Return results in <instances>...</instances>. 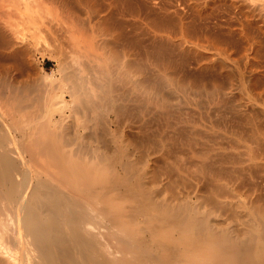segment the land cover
<instances>
[{"label": "bare ground", "instance_id": "6f19581e", "mask_svg": "<svg viewBox=\"0 0 264 264\" xmlns=\"http://www.w3.org/2000/svg\"><path fill=\"white\" fill-rule=\"evenodd\" d=\"M55 1L59 2L63 10L65 9L67 21L68 19L73 22L76 20V22L79 21L84 24L87 20L90 24L97 23L101 25L110 19L111 14H113L110 11L112 7L120 8L126 14L140 17L143 4L142 0H111L109 4L107 3L108 5L104 3L108 6L105 9L97 4L98 0H76L78 5H83L85 7L83 9L87 10H84L86 14L83 17L75 14L76 10L72 11L74 6L70 5L69 7L72 10H69L67 1ZM186 1H188L187 4L189 3L197 8L196 10L201 16L205 12L207 13L215 2H219V0H204L202 6L201 0ZM225 1H230L231 5L246 20L251 19L254 6L259 5V8L257 7L259 10L260 7L264 8V1H259L260 4L256 0ZM31 2V0H22L21 6H23V9H21V6L19 7L22 10V12L20 10L21 13L16 12L19 8H16L17 10L15 7L13 8L17 15L18 13L21 14L19 20L23 22L20 23L25 24L24 28L28 32L26 31L24 34L28 33L27 36L29 37L27 38L30 40L42 31L40 25L45 23L43 21L45 18L42 20V16L39 17L38 15L37 17L33 14L35 9L32 10L31 7L34 2ZM9 13L12 14L13 12L9 11ZM7 16L12 19V16ZM171 21L173 22V20ZM5 24V21H3V25ZM13 25L11 24V27ZM16 26L13 27L17 28ZM99 27L102 26L99 25ZM8 29L10 31V28ZM1 30L0 36H3V39H0V41L7 39L9 35L7 33L8 35L5 38L4 31L6 29H3V33ZM66 30L71 32V36L75 33V29H71L70 26ZM54 31L56 30L54 29ZM13 32L11 34L14 35ZM112 32L107 29L104 30L103 34L111 36L113 33L115 34L116 30ZM120 32L116 34H120ZM83 33L81 32V35ZM74 37L75 41L78 42L87 41L86 37L80 36L79 33ZM32 41L29 42V46H26L27 43L23 44L22 41L20 46H16L13 38L10 50L9 48L6 49L11 54H18L15 57L19 56L20 59L19 57L18 59L21 60L23 59L21 53L24 52V49L26 47L32 49L30 47ZM8 42L9 40H7ZM90 43L87 44V50H91ZM83 47L86 48V46ZM33 49L35 50V48ZM1 51L3 52V50ZM9 52L5 53L10 55ZM14 55L12 56L14 57ZM12 56L10 55V57ZM128 63V61H125L123 66L126 67ZM13 68L15 69V67ZM125 70L129 72L127 69ZM122 71L121 75L118 73L121 77L124 74ZM6 74L8 75L7 70ZM67 75L60 79L62 81L57 82L54 80L56 83L52 81L53 84L49 82L50 86H46L47 88H44L43 93H40L41 95H36L37 98L30 97L28 92L27 94L21 91L23 94H19L20 90L14 87L18 89L15 91L12 86L11 89L6 87L9 96L1 90L2 88L0 89V264H264V208H262L264 205L258 206L259 204H256L258 206L255 205L256 211L251 209L254 208V204L251 207L249 205L251 200L247 203V201L240 198L241 191H239L238 185H235L236 183H230L232 180L229 182L227 180L214 181L213 186L209 187L213 194L210 195L209 192H206L209 193L207 195L198 187L199 185L193 186L192 183V186L187 185L188 181L186 185L185 183L183 185L184 181L181 177H178L179 182L180 179L183 181H181L182 186H180L182 190L176 191L174 190L175 178H171L169 172H164L158 166V161L163 159V162H165L168 159L166 157H169L167 155L166 159L163 158L166 155L164 148L166 144L168 145L167 142L172 140V138L167 137L168 135L166 136L165 128L174 127L171 121L174 109L177 110L178 107H181L180 99L177 96L181 94L184 97V87L186 85L183 89L181 86H173V83L169 81V87L172 85L176 88L171 87L172 89H169L166 87L169 77L167 78L165 75H163L162 82L161 79L157 81L164 84L158 83L159 86L161 85L163 88L165 86L164 90L169 89L174 96L176 95L175 92L178 93V90L183 89L181 91H184V95L183 92H179L180 94L176 95L177 100L174 99L179 101L173 103L174 101H167L158 95L156 90L160 94L161 87L160 89L150 90L147 88L148 85L146 86L142 79L138 77L140 74L134 75L137 77L133 81V87H138L135 90H138V96L141 94V97L139 96L141 99H137V104L133 103L135 104L133 108H127L126 105L123 107L115 99L112 102L109 101L111 104L109 108H106L105 114H99L93 119L88 116L89 119L80 120L81 116L78 115L81 112L84 113L83 105L89 102V98L84 100L83 94L86 92L84 95L87 97L89 93L84 87L86 91L81 92L83 94L79 97L80 93L78 91L83 90V85H81L83 83H78L79 86L81 85L78 90V88L76 89V86L78 87L77 80L79 79L76 77L78 76H75L77 80L73 77L76 80L74 81L71 78L72 76L68 77ZM47 76L49 75L47 74ZM110 76L112 75L110 74ZM117 77L115 76V78ZM129 77L131 81V76ZM9 78L12 77L9 76ZM81 78L80 80H83ZM8 79H6L7 82L10 80ZM111 80H108V82L112 83ZM125 80H127V76ZM165 81L166 83H164ZM72 82H75V84ZM242 88L245 87L242 86ZM115 90H111L112 93H115ZM191 91L193 94L194 90ZM67 95L70 99L67 98ZM187 95L186 97L189 98ZM107 96H110V93H107ZM81 98L83 99L82 103ZM183 99H181L182 103L186 101V99ZM237 99L239 98L237 97ZM86 105L85 108L89 107V104ZM185 105H189V103ZM122 112L127 113L126 116L121 117ZM153 120L156 121L154 129L151 128L150 124L153 123ZM89 121L92 122H90V125ZM90 128L93 129L94 134L91 133L92 137L95 135L96 146L89 144L88 148L83 146L84 149L82 148L84 143L82 141V137H84L83 130ZM131 129L135 130L136 135H133L132 132H130L131 135L126 133V130ZM119 131L122 134L121 136ZM87 132L86 135L90 133ZM91 133L88 137H91ZM91 139L93 141V138ZM167 148L172 147L167 146ZM163 150L164 156L161 157V160H158L163 155ZM248 160L252 164L254 157L249 155L247 162H250ZM109 162L110 164H107ZM194 179L192 178L191 181ZM177 184L175 186L178 187L179 184ZM253 190L252 192L255 193V190Z\"/></svg>", "mask_w": 264, "mask_h": 264}, {"label": "rangeland", "instance_id": "374dc122", "mask_svg": "<svg viewBox=\"0 0 264 264\" xmlns=\"http://www.w3.org/2000/svg\"><path fill=\"white\" fill-rule=\"evenodd\" d=\"M31 1V3L34 2L31 7L32 10L35 9L33 11V14L37 17L38 15L39 17L42 16V20L43 18H45V20H43L45 23L40 25L42 31L38 33V35L36 36L37 38L35 37L34 39L30 40L29 38H27L29 37L27 36L28 33L24 34V32H28V30L24 28L25 24H21L23 21L21 22V20H19L21 19V9H23V6H21L22 0H0V14L3 15H1L2 17L0 16V29H2V33L3 29H6L4 31L5 38L8 35L7 33H9L7 39L1 40L2 42L0 41L2 45L0 46L4 48L2 49L0 47V62H2V66L0 65V84H2L0 85V89L2 88L1 90L5 94H7V96H9L7 90L9 87V89H11L12 86V89L16 87L20 90V92L17 91L19 94L28 92L30 97L34 96V98H37V96H39L41 92L43 93L44 88H47L46 86H50L49 82L52 83V81L54 80L58 82L64 77V75L67 74H69L67 75L68 77L72 76L71 78H75V76H78L76 77L79 78L78 80L75 78L78 81V87L76 86V89L78 88L79 90L81 88V85H83V90L78 91L80 93L79 97L86 91L84 90V87L89 93V96L87 97L84 95L86 94V92L83 94L84 100H88L89 98V102L87 101L89 107H86V110L85 105L87 103L84 101V103L86 104L83 103L84 105H82L84 106L85 111L84 113H79L78 116H81L80 120H85V118L89 119L91 117V119H93V117H97L99 114H105L107 111L106 108H109L111 102L115 99H117V102L120 105H122L123 107H125L124 105H126L128 106L127 108L130 109L133 108V105L137 104V99L141 97V94L139 95V97V92H137L138 90H135L138 87H133V81L137 77H135L134 75L140 74L141 76L139 75L138 77L142 79L143 83L146 84V86L148 85L147 88L150 90L160 89L161 85H164L161 84V82L163 81V75H165V77L167 76V78L169 77V79H171L169 80L166 78L168 80H166L167 83L170 81V83L172 82V85L175 87L181 86L183 88L186 85V87H184L185 89L183 88L185 91V95L184 91H181L183 89H177L178 93L183 92L182 94L185 98L182 97L180 93L179 94L181 96L177 92H175L176 95H179L177 97L178 99H180V101H178L181 102V107H178L177 110L174 109V114L171 118L174 127L169 126L168 128L166 127L167 129L165 128L166 136L168 135L167 137H170L169 139L172 138L174 142L172 140L167 142L168 145L166 144V147L164 148L166 155L164 156L163 150V155L160 156L158 160H161V157L163 156L164 159H168H166L165 162H163V159L161 161H158L159 163L157 162L161 170L167 173L169 172L171 178H175L174 190H182V187H180L182 186L181 183L184 181L183 185L184 183L186 185L188 181L187 185H191V183L193 186L199 185L198 187H200L202 191H204L205 193L209 192L211 195L213 193L212 191H210L209 187L213 186L212 184L214 183V181L227 180L229 182L230 180H232L230 181V183H236L235 185H238L239 191H241L240 198L244 201H247V203L251 200V202H249V205H251V207L254 204V208L251 209L256 211V204H259L258 206L264 205V201H261L264 200V166H262L264 165L262 164L264 163V10H262L264 8L260 7V10H262L260 12V10L258 9L259 5L257 6L258 8L254 6L255 11L252 9L254 13L251 16L250 21L249 19L246 20L244 16L234 6L231 5L232 3L230 1L225 0H221L223 2H221L220 0L219 2H215L212 8L207 11V13L205 12L206 14H202V16L199 15V12L196 10L197 8H194L189 3L187 4L188 1L186 0H142L143 4L141 9L142 11L140 10V17L138 15L133 16L132 14H126L125 12H122L120 8L112 7L110 11L113 14H111L110 12V19L105 21L104 23H102L103 25H101L94 22V24H90L87 22V20L84 22V24H81V22L79 21L76 22V20H74L73 22L68 19L67 21V18L65 17L67 16V13L66 11H64L65 9L63 10L58 1ZM65 1L68 2L67 6L69 10H72L69 7L70 5L72 7L74 6V10L72 11L76 10L75 14L85 16L87 10L83 9L85 8L83 5H78L76 0H71V2L70 0ZM100 1L101 0H98L97 3L100 7L108 8L107 5L111 0ZM256 1L261 2L264 0ZM184 2L186 3L184 4ZM203 2L204 0H201L200 2L202 6ZM73 3L74 5H72ZM104 3L108 4L105 5ZM254 3L255 5H257L256 2ZM10 5L13 7H11ZM20 6L21 9L19 8ZM39 6L41 8H38ZM14 7L15 9L19 8V11L16 9V12H20L21 10L18 15L16 14L15 9H13ZM42 9L46 10L43 11ZM9 11L13 13L11 14L9 13ZM35 11L37 12L35 13ZM118 11H121L122 13H119ZM7 15L12 16V19ZM43 15H45L46 17ZM171 20H173V22ZM3 21H5V25H3ZM121 21L123 23V26L121 24ZM246 23L248 24V27L246 26ZM11 24H14L13 26H16L17 24V28L13 26L11 27ZM249 24L251 25L249 26ZM2 25L3 27H5L3 28ZM99 25L102 27H99ZM69 26L71 27V29H75V33L72 35L73 37L71 36V32L69 30H66L67 27L69 28ZM8 28H10V31ZM11 28L14 29V32L13 29L11 31ZM22 28L23 30L25 29V31H23ZM54 29L56 31H54ZM107 29L109 32H112L115 29L116 32L115 30L113 31L115 32V34L119 31L121 32L120 34L116 35L112 32L113 34L111 36H105L103 32ZM247 30L250 32H248ZM15 31H17L16 33L18 35L15 33ZM12 32L14 33V35L11 34ZM81 32L84 33L81 35ZM78 33L80 36L84 38L86 37L85 39L87 41H75L76 39L74 36L78 35ZM21 34L22 36H20ZM240 37L242 40L240 39ZM9 38L12 40H10ZM13 38L15 42L13 43L16 46H20L22 44L21 41L23 42V44L27 43L28 45L26 46H29V42L33 40V43H30V47H32V49L25 46V53H21V58H23L21 60H19V56V59L18 57H15L18 54L14 55L9 52ZM0 39H3V36ZM7 40H9L8 43ZM88 42H92L90 43V45L92 46L90 48L91 50H87V44H89ZM83 46H86V48H84ZM6 48H9V50ZM33 48H35V50ZM1 50H3V52ZM4 51L6 53L9 52L11 56L14 55L16 59L12 56L15 59L14 60ZM20 61L22 62L20 63ZM125 61L129 62L126 67L123 66ZM61 65H64V70ZM12 66L15 67V69ZM9 68L11 69L9 70ZM61 68L63 71L61 70ZM125 69H127L129 72H126ZM6 70L8 71V75L12 78H9V76L6 74ZM121 71L122 73L124 72L122 77L119 76V74L121 75ZM47 74L50 76L51 80L49 79V76H47ZM110 74L113 77L110 76ZM115 76L118 77L115 78ZM126 76L127 80L129 79V81L125 80ZM129 76H131V81ZM74 78L73 80L76 81ZM80 78L83 80H80ZM121 78H124V81ZM6 79H8L9 82H7ZM160 79L161 82H157L160 81ZM108 80H111L113 82H108ZM55 81L54 83H56ZM166 81L164 83H166ZM214 82L216 83L214 84ZM240 82H243L244 85ZM78 83L83 84L79 86ZM158 83L161 85L159 86ZM73 84H75V82ZM156 84H158V87L156 86ZM172 85L170 86L172 87ZM242 86L245 88H242ZM6 87L8 88L6 89ZM110 87L115 88L112 89ZM166 87L169 89L175 88L169 87V83L166 85ZM16 88H14L15 91L18 90ZM32 88H34L35 90ZM161 88L162 90H160V94L159 91L156 90L160 97L165 98V100L167 101L172 100L174 101L173 103L178 102L176 101V95L174 96L169 89L164 90L165 86L164 88L163 86ZM110 89H116L114 91L115 93H112L113 91H111ZM191 90H194L193 94ZM21 91L23 92L21 93ZM162 91H164L165 93ZM81 92L83 93L81 94ZM186 92L188 95L186 94ZM107 93H110L111 97L107 96ZM112 94L115 95L116 98H114L115 96H113ZM191 94L194 95L193 98H191ZM186 95L189 98H187ZM237 97L239 99H237ZM67 98L70 99L68 95ZM82 98L81 103L83 102ZM181 99H186V101H184L185 103L183 102L184 104L182 103ZM192 99H194V101L196 100V102H200L201 104L198 102L194 103ZM109 101L111 102L109 103ZM188 103L189 105H185ZM131 104L132 106H130ZM183 105H185L186 107ZM82 109L81 111H83ZM238 112L239 114L237 115ZM126 114L127 113L122 112L121 117L126 116ZM90 122L91 121H89V125ZM152 122L153 123H150L151 128L154 129L156 127L154 125L156 121L153 120ZM241 123H243L244 125ZM131 130H126V133L130 135L134 133L133 135H136L135 130ZM87 131L93 133V129L90 128L86 129L85 131L83 130L84 137H82L83 140H81L84 143L82 141L81 142L84 145L82 144V148H84L83 146H85V148L87 146L88 148L89 144H93L94 146H96V142L94 141V139H96L94 137L95 135H93L92 137L91 133V137H88L90 136V133L86 135ZM119 133L121 136L122 134L120 131ZM85 136H87L88 138H85ZM253 137L255 139H258L255 140ZM89 138H93L94 142ZM169 142L171 144L170 146ZM247 145L249 146L247 147ZM167 146L172 148H167ZM166 150L168 151L166 152ZM167 155L169 157H166ZM249 155H252L254 157L255 162L252 161V164L250 160H248L250 162H247V159H249ZM107 164H110V162ZM185 176L190 177L186 178ZM178 177H181L183 181L180 179L179 182V180H177L179 179ZM192 178H195L196 180L194 179L193 181H191ZM204 179L207 182H205ZM176 183L179 184H177L178 187L175 186ZM206 183L208 186L206 185ZM252 190L255 193H253ZM209 193L206 194L209 195ZM246 193L248 196L246 195ZM253 201L254 203H252ZM262 208H264V206H262Z\"/></svg>", "mask_w": 264, "mask_h": 264}]
</instances>
